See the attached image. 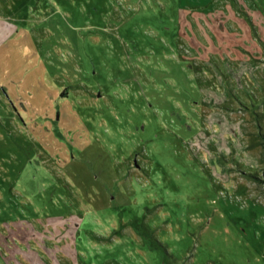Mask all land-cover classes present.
I'll list each match as a JSON object with an SVG mask.
<instances>
[{"label":"rangeland","instance_id":"374dc122","mask_svg":"<svg viewBox=\"0 0 264 264\" xmlns=\"http://www.w3.org/2000/svg\"><path fill=\"white\" fill-rule=\"evenodd\" d=\"M0 24V264H264V0Z\"/></svg>","mask_w":264,"mask_h":264},{"label":"trees","instance_id":"16d2710c","mask_svg":"<svg viewBox=\"0 0 264 264\" xmlns=\"http://www.w3.org/2000/svg\"><path fill=\"white\" fill-rule=\"evenodd\" d=\"M66 90H67V89H65L62 93L66 94V92H67Z\"/></svg>","mask_w":264,"mask_h":264},{"label":"water","instance_id":"95a60500","mask_svg":"<svg viewBox=\"0 0 264 264\" xmlns=\"http://www.w3.org/2000/svg\"><path fill=\"white\" fill-rule=\"evenodd\" d=\"M98 95L101 96V93L99 92Z\"/></svg>","mask_w":264,"mask_h":264},{"label":"flooded vegetation","instance_id":"af4514ba","mask_svg":"<svg viewBox=\"0 0 264 264\" xmlns=\"http://www.w3.org/2000/svg\"><path fill=\"white\" fill-rule=\"evenodd\" d=\"M63 94H64V93H63ZM66 94H68V92H66ZM66 94H65V95H66ZM66 96H67V95H66Z\"/></svg>","mask_w":264,"mask_h":264},{"label":"crops","instance_id":"0c3cea01","mask_svg":"<svg viewBox=\"0 0 264 264\" xmlns=\"http://www.w3.org/2000/svg\"><path fill=\"white\" fill-rule=\"evenodd\" d=\"M0 27H2V25L0 24Z\"/></svg>","mask_w":264,"mask_h":264}]
</instances>
